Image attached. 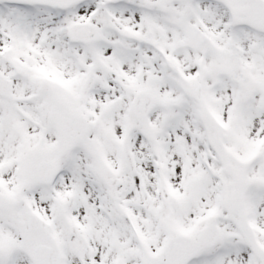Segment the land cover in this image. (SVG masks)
Returning a JSON list of instances; mask_svg holds the SVG:
<instances>
[{
    "label": "snow or ice",
    "instance_id": "6c2138e0",
    "mask_svg": "<svg viewBox=\"0 0 264 264\" xmlns=\"http://www.w3.org/2000/svg\"><path fill=\"white\" fill-rule=\"evenodd\" d=\"M0 264H264V0H0Z\"/></svg>",
    "mask_w": 264,
    "mask_h": 264
}]
</instances>
